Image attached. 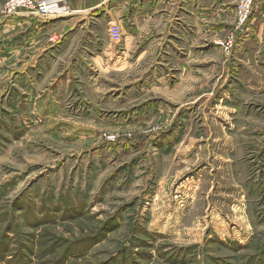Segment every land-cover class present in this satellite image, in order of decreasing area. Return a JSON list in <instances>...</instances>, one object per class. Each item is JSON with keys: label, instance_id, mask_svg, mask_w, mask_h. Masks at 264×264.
I'll return each instance as SVG.
<instances>
[{"label": "rangeland", "instance_id": "374dc122", "mask_svg": "<svg viewBox=\"0 0 264 264\" xmlns=\"http://www.w3.org/2000/svg\"><path fill=\"white\" fill-rule=\"evenodd\" d=\"M9 1L0 0V264H264V100H238L214 66L236 62L242 37L216 40L222 56L211 43L181 54L182 41L179 55L139 60L125 54L122 18L109 25L99 11L82 45L83 35L63 37L74 29L71 0H47L56 6L43 17L8 12ZM249 19L236 17L243 33Z\"/></svg>", "mask_w": 264, "mask_h": 264}, {"label": "crops", "instance_id": "0c3cea01", "mask_svg": "<svg viewBox=\"0 0 264 264\" xmlns=\"http://www.w3.org/2000/svg\"><path fill=\"white\" fill-rule=\"evenodd\" d=\"M69 4L71 11L68 14L70 16L67 17L74 18L75 24L74 29L70 28L64 32V38H67L69 33H73L75 37L83 35L82 45L87 40H92L95 36L93 29H85V31L82 29L85 24L91 27V24L94 23L93 20H97L98 12L102 10L109 15L106 16L109 25L116 22V18H122L120 22L124 24L126 30V33H123L122 30L124 36L126 34L125 54L130 56L131 54H139V60L145 53L170 54V49L174 50L175 55H179V48L174 46V42L181 44L182 41L185 48L181 54L195 55L196 51L204 54L210 51L206 48L207 44L215 45L216 40H223L227 37L228 32L234 31L235 36H241L243 41L240 49L235 51V63H228L222 57H220L219 62L214 63L219 71L225 72L222 79L219 77V83L222 81L221 86L227 87L228 80L229 85L231 81L234 82L240 88L238 100L242 96L240 99L242 102L264 100V95L260 96L259 90V88L264 87V0L255 1L251 19L248 21L249 32L246 33H243L244 30L238 27L236 21V0H71ZM87 19L91 20L85 23L84 21ZM30 20H41L40 23L42 21L47 22V20L38 19L31 15ZM126 21L133 28L131 31L126 25ZM79 24L83 25L80 27ZM127 30L129 34H127ZM141 39L144 40L142 43L144 46L153 41L157 46L154 50L149 47L150 50L144 51L143 46H138L136 42V40L139 42ZM200 42L203 44L199 45ZM41 43L44 44V41ZM84 49L90 53L86 44ZM213 51L222 56L223 51L220 47L216 46ZM105 53H109V50ZM243 56H249L247 62L243 61ZM203 65L200 64L199 67H195L194 64L188 63L184 70L187 72L198 71L203 69L201 67ZM158 66L165 67L164 64L160 65L159 63L156 67ZM232 71L234 73L239 71V73H235L233 80H231L232 76L228 77L227 73L230 72L231 75ZM243 72H250V76L244 78ZM260 74H263V77ZM181 81L184 80L181 78ZM177 85H181V83H177Z\"/></svg>", "mask_w": 264, "mask_h": 264}, {"label": "built area", "instance_id": "2783aa9c", "mask_svg": "<svg viewBox=\"0 0 264 264\" xmlns=\"http://www.w3.org/2000/svg\"><path fill=\"white\" fill-rule=\"evenodd\" d=\"M256 0H239L236 8V17L239 24H245L249 19L253 6ZM55 4H50L49 1L43 0L36 2L35 0H10L7 7L8 12H14L20 8L30 9L33 15L46 16L50 10L55 7ZM110 36L115 42L122 41V30L118 24H114L110 28Z\"/></svg>", "mask_w": 264, "mask_h": 264}]
</instances>
